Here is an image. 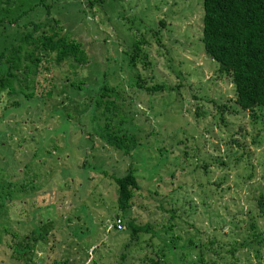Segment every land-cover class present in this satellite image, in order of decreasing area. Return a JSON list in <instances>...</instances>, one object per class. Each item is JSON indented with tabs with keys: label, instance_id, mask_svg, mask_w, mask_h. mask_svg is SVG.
<instances>
[{
	"label": "rangeland",
	"instance_id": "1",
	"mask_svg": "<svg viewBox=\"0 0 264 264\" xmlns=\"http://www.w3.org/2000/svg\"><path fill=\"white\" fill-rule=\"evenodd\" d=\"M0 7V50L32 17L80 41L86 56L76 69L46 59L33 82L52 87L49 98L38 82L25 88L30 97L0 90V264H264V107L237 105L204 52L201 0ZM101 86L117 94L103 113ZM107 120L132 134L126 155L99 137ZM127 168L138 187L121 210L110 174ZM128 219L147 228L134 232Z\"/></svg>",
	"mask_w": 264,
	"mask_h": 264
},
{
	"label": "trees",
	"instance_id": "2",
	"mask_svg": "<svg viewBox=\"0 0 264 264\" xmlns=\"http://www.w3.org/2000/svg\"><path fill=\"white\" fill-rule=\"evenodd\" d=\"M36 4L39 3H33L30 7ZM201 8L199 38L203 50L217 63V71L225 74L232 83L234 102L244 109L257 105L264 107V0H201ZM3 9L7 13L11 10L5 7L1 10ZM18 13L14 17H17ZM29 22L32 24L31 29L23 32L18 42L0 50V90L6 88L8 96L18 95L20 92H24L26 97L32 96L34 90L26 91L25 88L29 83L38 82H33L36 74L49 71L46 59L50 62L53 59L55 63L66 62L72 69H76L78 64L86 59L80 41L71 40L66 34L56 33L53 25L46 27L45 19L31 17ZM132 53L131 61L137 53L136 49L133 48ZM137 85H140V82ZM38 86L40 95L49 98L54 92L52 87H40L39 82ZM38 86L36 84V87ZM143 86L145 89L162 87L161 84ZM100 89L95 103L100 112L103 113L109 107L116 108L115 89L112 86H101ZM109 95L112 98H108ZM1 108L5 109L4 104ZM19 116L17 114V117ZM119 118L123 119L124 116L119 113ZM98 131L99 137L114 146L121 156L126 155L133 147L132 134L126 139L125 135L117 133V123L112 126L107 120L99 126ZM110 175L116 183L117 205L121 210H125L129 206L133 189L138 187L136 178L131 168H127L125 173L116 172ZM125 222L134 232L147 228L146 224H133L131 219ZM3 227L7 229L4 224ZM13 238L16 248L21 243L20 237ZM23 238L26 239V236H21V239ZM31 239L36 240L35 236ZM139 264L161 263L157 257L145 256Z\"/></svg>",
	"mask_w": 264,
	"mask_h": 264
},
{
	"label": "built area",
	"instance_id": "3",
	"mask_svg": "<svg viewBox=\"0 0 264 264\" xmlns=\"http://www.w3.org/2000/svg\"><path fill=\"white\" fill-rule=\"evenodd\" d=\"M113 224L118 229H121L124 226L122 219L120 217H118V216H115V218L113 220Z\"/></svg>",
	"mask_w": 264,
	"mask_h": 264
}]
</instances>
